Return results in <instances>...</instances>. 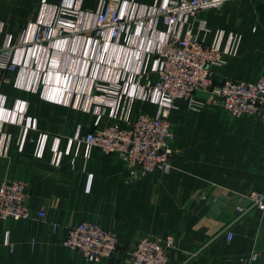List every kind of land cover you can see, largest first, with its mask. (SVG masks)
<instances>
[{"label":"crops","instance_id":"1","mask_svg":"<svg viewBox=\"0 0 264 264\" xmlns=\"http://www.w3.org/2000/svg\"><path fill=\"white\" fill-rule=\"evenodd\" d=\"M105 1L0 0V183H27L32 214L0 219V264H124L143 237H171L173 263L247 264L244 256L256 253L251 264H264V211H236L247 192L264 190V120L232 116L203 92L194 96L197 107L178 99L169 115L172 170L135 179L122 161L82 141L159 110L142 86L157 79L153 51L167 29L133 23L116 41L94 38ZM162 2L124 0L121 13L138 17ZM41 21L74 30L37 44L31 39ZM192 27L223 53L224 63L212 67L214 83L264 74V0L229 1L201 13ZM10 57L18 64L13 71L6 68ZM96 83L121 89L111 96ZM99 98L107 102L93 103ZM82 221L115 233L112 257L88 261L63 246L70 225Z\"/></svg>","mask_w":264,"mask_h":264},{"label":"built area","instance_id":"2","mask_svg":"<svg viewBox=\"0 0 264 264\" xmlns=\"http://www.w3.org/2000/svg\"><path fill=\"white\" fill-rule=\"evenodd\" d=\"M229 1L233 0H163L138 17H127L121 13L124 0H106L101 5L93 28L94 38L116 41L133 23L144 29L154 30L160 25L167 29L166 35L153 51L152 69L157 79L153 84L142 86L158 104L157 114L140 113L127 126L111 123L101 130L86 134L82 139L87 147H99L105 155L122 161L129 179L154 172L168 174L172 170L175 134L169 115L178 99H188L197 107L194 96L203 92L232 116L249 114L264 120V74L253 82L224 79L214 83L212 67L224 63L223 53L218 43L207 44L199 39L192 27L193 21L201 13L220 9ZM61 10L66 14L77 15L71 9ZM198 27L207 30L204 22H200ZM73 30V25L64 21L57 24L41 21L35 25L31 41L42 44L54 36ZM4 50L12 52L14 48ZM17 66L10 57L6 68L13 71ZM135 78L137 75H134ZM95 87L111 96H117L121 89L120 84L112 86L96 83ZM104 99H95L93 103L104 105L107 102ZM20 120L22 123L23 118ZM244 198L245 203L236 206L239 217L253 209L264 211V190H251ZM28 199L27 183L18 180L2 183L0 219H31ZM45 216L42 210L36 213L38 219H44ZM227 235L230 239L231 234ZM62 244L81 252L88 261L94 262L112 257L119 246L115 233L91 221L70 225ZM173 244L171 237H143L124 264H184L171 262L169 251ZM256 258V253H251L244 256V261L251 264Z\"/></svg>","mask_w":264,"mask_h":264},{"label":"rangeland","instance_id":"3","mask_svg":"<svg viewBox=\"0 0 264 264\" xmlns=\"http://www.w3.org/2000/svg\"><path fill=\"white\" fill-rule=\"evenodd\" d=\"M6 181H13V180H4V181H2V182L0 183V185H1L2 183L6 182ZM29 210H30V209H29Z\"/></svg>","mask_w":264,"mask_h":264}]
</instances>
